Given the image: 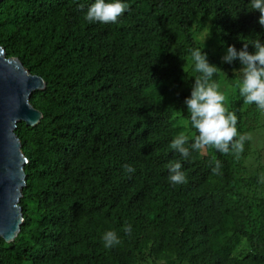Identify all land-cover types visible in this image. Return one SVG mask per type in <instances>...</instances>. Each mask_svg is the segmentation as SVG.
<instances>
[{"label": "trees", "instance_id": "trees-1", "mask_svg": "<svg viewBox=\"0 0 264 264\" xmlns=\"http://www.w3.org/2000/svg\"><path fill=\"white\" fill-rule=\"evenodd\" d=\"M94 2L0 3V48L46 83L30 100L40 124L16 131L27 159L24 222L14 242L0 241V263L264 264V183L246 176L251 142L239 159L191 149L184 103L199 75L190 50H203L195 24L210 21L222 47L254 52L264 43L260 13L250 0H122L128 11L116 23H89ZM204 51L219 86L238 79L239 60L223 65ZM225 106L240 134L258 128L260 111L238 89ZM181 132L187 160L170 148ZM173 161L183 184L168 179ZM107 231L120 243L106 248ZM242 240L251 252L237 256Z\"/></svg>", "mask_w": 264, "mask_h": 264}, {"label": "clouds", "instance_id": "clouds-1", "mask_svg": "<svg viewBox=\"0 0 264 264\" xmlns=\"http://www.w3.org/2000/svg\"><path fill=\"white\" fill-rule=\"evenodd\" d=\"M249 7L252 11L260 13L258 23L264 27V0H250ZM128 11V5L122 0H95L88 8L85 19L89 23H116L118 19ZM252 46L254 52H249V45L244 43L241 50L228 46L223 62L231 64L239 60L242 67L235 70L239 73L236 87L245 105L255 104L257 109L264 113V43L256 40ZM191 51V60L194 64L195 82L191 88V95L185 99L187 113L190 116L191 127L197 134L191 137L193 141L191 149L203 152L207 148H213L224 155L232 154L236 159L244 151L245 141L250 139L247 134H240L237 129L238 117L225 106V96L219 91V84L213 80L218 66L209 63L207 53L199 48ZM183 59V58H182ZM185 71V67H184ZM190 137L184 132L179 133L170 143V148L179 153L185 160L190 156ZM213 173H219L221 164L214 161ZM179 161L170 162L169 181L172 184H183L186 178L181 171ZM125 171L134 173L135 169L130 165L124 166ZM264 183V177H261ZM125 232H131V225L125 226ZM104 246L111 248L120 243L115 231H107L103 237Z\"/></svg>", "mask_w": 264, "mask_h": 264}, {"label": "water", "instance_id": "water-1", "mask_svg": "<svg viewBox=\"0 0 264 264\" xmlns=\"http://www.w3.org/2000/svg\"><path fill=\"white\" fill-rule=\"evenodd\" d=\"M45 88L43 78L31 74L18 58H8L0 48V241L6 243L16 240L24 222L20 202L27 159L16 131L20 123L28 127L40 124L43 114L30 100Z\"/></svg>", "mask_w": 264, "mask_h": 264}, {"label": "rangeland", "instance_id": "rangeland-1", "mask_svg": "<svg viewBox=\"0 0 264 264\" xmlns=\"http://www.w3.org/2000/svg\"><path fill=\"white\" fill-rule=\"evenodd\" d=\"M211 22H207L205 25L195 24L194 36L198 41L200 47L204 50L210 51L211 53L217 55L221 60L223 65H228L222 60V57L226 54L227 47H222L218 40H216L212 35ZM228 72L225 70L223 75ZM239 75V73L237 72ZM236 82H226L219 86V91L225 96V101L228 96L237 91ZM250 137V153L245 160V166L247 168V177L260 176L264 177V113L259 114V126L258 128L250 131L248 133ZM250 250V246L247 240H242L241 244L237 248V256H245ZM151 264V262H150Z\"/></svg>", "mask_w": 264, "mask_h": 264}]
</instances>
